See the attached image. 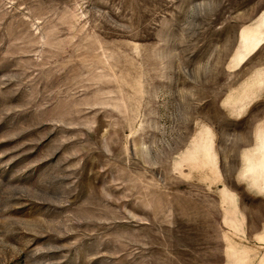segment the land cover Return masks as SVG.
<instances>
[{"label": "rangeland", "instance_id": "374dc122", "mask_svg": "<svg viewBox=\"0 0 264 264\" xmlns=\"http://www.w3.org/2000/svg\"><path fill=\"white\" fill-rule=\"evenodd\" d=\"M0 264H264V0H0Z\"/></svg>", "mask_w": 264, "mask_h": 264}]
</instances>
